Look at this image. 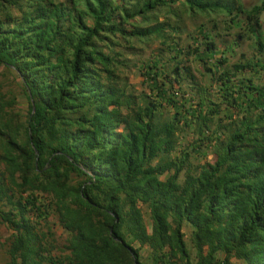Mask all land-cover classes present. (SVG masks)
<instances>
[{
    "label": "trees",
    "instance_id": "16d2710c",
    "mask_svg": "<svg viewBox=\"0 0 264 264\" xmlns=\"http://www.w3.org/2000/svg\"><path fill=\"white\" fill-rule=\"evenodd\" d=\"M262 15L0 0L4 264H264Z\"/></svg>",
    "mask_w": 264,
    "mask_h": 264
},
{
    "label": "rangeland",
    "instance_id": "374dc122",
    "mask_svg": "<svg viewBox=\"0 0 264 264\" xmlns=\"http://www.w3.org/2000/svg\"><path fill=\"white\" fill-rule=\"evenodd\" d=\"M243 2H244L245 5H252L255 2H257V0H243ZM261 17L264 20V15H262ZM248 51H249L248 50V42H244L243 46L240 49H238V53L239 52H248ZM138 75H139L138 73H135L134 75L130 76V81L133 84L137 85V86H138L139 82L141 81V79H140V77ZM18 99H19V103H18L17 107L21 108V109H25L26 108V103H25V100H24L23 96L19 95ZM54 230L56 232V239L55 240H56L57 244L59 246L63 245L64 239H65L66 236L64 235L62 229L59 228V227H56ZM183 231H184V234H185V237H184L185 242L188 245V247L190 248V245H189L190 229L189 228H184ZM7 237H8V233L5 231L4 228H2L0 226V238L5 239ZM140 254L143 255L144 257L147 256V252H146L145 249H143ZM4 263H5L4 256L2 255V252H0V264H4ZM231 264H239V262H237V261L232 259Z\"/></svg>",
    "mask_w": 264,
    "mask_h": 264
},
{
    "label": "water",
    "instance_id": "95a60500",
    "mask_svg": "<svg viewBox=\"0 0 264 264\" xmlns=\"http://www.w3.org/2000/svg\"><path fill=\"white\" fill-rule=\"evenodd\" d=\"M34 110V109H33Z\"/></svg>",
    "mask_w": 264,
    "mask_h": 264
}]
</instances>
